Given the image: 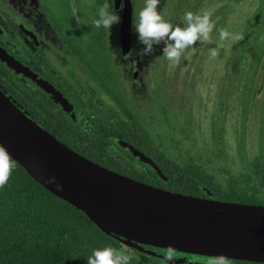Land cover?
Segmentation results:
<instances>
[{
	"label": "trees",
	"instance_id": "obj_1",
	"mask_svg": "<svg viewBox=\"0 0 264 264\" xmlns=\"http://www.w3.org/2000/svg\"><path fill=\"white\" fill-rule=\"evenodd\" d=\"M203 1L160 0L157 10L173 26L183 27L184 13H197ZM231 1L238 3L241 0ZM105 2H88L84 50L87 52L88 66L94 67L92 73L96 77L103 74L104 85L108 80L106 75L111 72L117 75L121 85L125 58L120 55L118 60L114 56L116 48L121 51L118 35H115L119 24L113 25L109 31L96 29L92 23L98 18V7ZM131 4L134 16L144 6V0H132ZM227 5L219 10L222 16ZM111 10H114V6ZM215 18L216 14L212 13L211 19ZM216 23L219 25L221 20ZM136 34L133 30L131 44L136 43ZM238 37L225 66L231 78L230 84L234 83L231 84L233 90L239 89L243 98L250 100L257 92L258 72L264 66V0H257ZM87 81L90 83L91 79ZM119 87L115 92L105 89L119 110L101 100L83 97L75 103L89 121L85 122L82 118L73 120L64 115L49 94L0 62L1 91L39 126L91 161L135 180L184 194L207 197L211 193L219 200L264 204V153L261 150H253L240 169L228 167L224 126L222 121L212 118L210 154L203 162L194 161L191 157L184 158L179 150L175 156H171L160 148L159 143L149 140L144 126L136 117L139 111L135 104L134 108L128 110L116 99L119 95L126 102L133 98V94L129 96ZM261 101V111H264V95ZM155 113L156 110H150L147 118L160 137L157 128L161 120ZM261 122H264V114L261 115ZM109 136H117L151 157L168 180H162L150 166L128 148L110 140ZM216 159H220L222 164L215 170L212 166ZM12 160L15 167L7 184L0 187V264H87V257L96 248H121L120 238L103 232L85 212L50 192ZM146 247L164 251V248L152 245ZM135 252L137 256H130V264H162L154 254L137 249Z\"/></svg>",
	"mask_w": 264,
	"mask_h": 264
},
{
	"label": "water",
	"instance_id": "obj_2",
	"mask_svg": "<svg viewBox=\"0 0 264 264\" xmlns=\"http://www.w3.org/2000/svg\"><path fill=\"white\" fill-rule=\"evenodd\" d=\"M131 2L113 0L122 9L119 41L124 58L131 54ZM0 62L49 94L64 115L89 121L83 114L75 115L76 106L65 94L1 46ZM0 94V144L36 182L85 212L103 232L158 257L162 255L143 245L164 249L172 245L176 251L197 255L260 261L215 241L264 246V204L219 200L211 193L184 194L122 175L75 152L23 113L1 89ZM103 100L119 110L108 95ZM109 138L168 180L151 157L117 136Z\"/></svg>",
	"mask_w": 264,
	"mask_h": 264
},
{
	"label": "rangeland",
	"instance_id": "obj_3",
	"mask_svg": "<svg viewBox=\"0 0 264 264\" xmlns=\"http://www.w3.org/2000/svg\"><path fill=\"white\" fill-rule=\"evenodd\" d=\"M89 0H87L88 6ZM112 2V0H110ZM228 4L222 13L219 12ZM257 4V0H204L202 10L216 14L212 20L215 28L211 33L212 43L197 42L182 54L180 63L175 67L162 55L163 44L154 45L152 55L142 53L144 45L138 42L131 44V54L125 58L126 67L122 73L121 91L133 94L131 101L126 102L122 96L116 99L128 110L138 108L136 115L151 142L159 143L160 148L175 156L180 152L184 158L191 157L194 161L203 162L211 149V120L222 121L224 126L225 149L228 155V167L238 170L246 162L253 150L264 153V122H261V100L264 95V66L258 72L256 81L257 92L250 100H245L240 90L234 91L230 84V76L225 66L227 56L237 39L231 37L221 41L219 32L226 29L232 36L238 37L240 31ZM114 11H119L121 5ZM217 20H221L218 25ZM133 28V24H132ZM216 48L217 56L212 57L210 50ZM120 49V48H119ZM121 51L116 48L114 56L120 60ZM133 70L136 77L133 78ZM97 81L95 73L88 72ZM92 78V77H91ZM104 85V84H103ZM106 89L111 90L110 87ZM236 88V86L234 87ZM87 98L95 95V91L86 88ZM115 92V91H114ZM115 94V93H114ZM116 95V94H115ZM133 104V105H132ZM161 104L163 105L161 107ZM156 110L161 120L157 129L149 122L147 113ZM174 140V141H173ZM222 164L220 159L213 162V169ZM119 251L129 256H137L133 245L119 239ZM159 257L163 264V254ZM188 256L177 257L171 264H209Z\"/></svg>",
	"mask_w": 264,
	"mask_h": 264
},
{
	"label": "flooded vegetation",
	"instance_id": "obj_4",
	"mask_svg": "<svg viewBox=\"0 0 264 264\" xmlns=\"http://www.w3.org/2000/svg\"><path fill=\"white\" fill-rule=\"evenodd\" d=\"M118 7L114 6V10ZM87 17V0H0V46L25 64L29 70L65 94L75 104L77 117L82 112L75 102L83 97L87 98V87L95 91V95L90 99L101 100L108 105L103 100V95L106 94L115 103L108 90H105L103 74L95 76L97 81L92 80L93 76H88V72H93L94 67L88 66L87 52L84 50ZM119 34L120 23L115 31L118 39ZM107 71L110 72L109 68ZM109 74L106 75L108 80L105 85L114 92L119 87L118 77L115 73ZM88 78L91 79L90 83ZM97 87L100 88L99 91ZM155 252L163 254V251ZM176 254L177 257L188 256L203 262L214 257L181 251H176ZM225 258L228 264H249L243 260Z\"/></svg>",
	"mask_w": 264,
	"mask_h": 264
},
{
	"label": "clouds",
	"instance_id": "obj_5",
	"mask_svg": "<svg viewBox=\"0 0 264 264\" xmlns=\"http://www.w3.org/2000/svg\"><path fill=\"white\" fill-rule=\"evenodd\" d=\"M160 0H144V6L138 14L133 16V30L138 34V42L144 47L142 53L145 56L152 55L155 51L154 45L163 44L162 55L170 62L169 66L175 67L180 63L182 54L186 49L193 47L196 43H212L211 33L215 24L211 19V11L202 10L193 13H184V26H173L166 21L157 10ZM113 7L110 0H106L97 9V17L93 20L96 29L104 28L110 31L113 25L121 22L119 11L111 10ZM122 10V9H121ZM79 21V18L77 17ZM238 39L232 36L226 29H221L219 38L221 41L229 38ZM218 54L217 49L210 50V55L214 58ZM15 164L10 153L0 144V187L7 184ZM177 259L174 246L168 245L163 251V264H171ZM131 257L122 251L111 246L96 248L87 257V264H130ZM209 264H228L223 256L210 258Z\"/></svg>",
	"mask_w": 264,
	"mask_h": 264
},
{
	"label": "bare ground",
	"instance_id": "obj_6",
	"mask_svg": "<svg viewBox=\"0 0 264 264\" xmlns=\"http://www.w3.org/2000/svg\"><path fill=\"white\" fill-rule=\"evenodd\" d=\"M0 99H3L1 94ZM215 242L227 247L229 250L240 256L264 261V246L242 244L238 242H222L221 240H216Z\"/></svg>",
	"mask_w": 264,
	"mask_h": 264
}]
</instances>
